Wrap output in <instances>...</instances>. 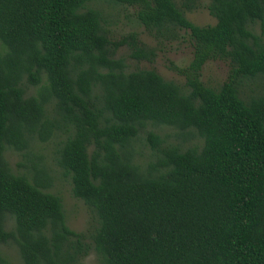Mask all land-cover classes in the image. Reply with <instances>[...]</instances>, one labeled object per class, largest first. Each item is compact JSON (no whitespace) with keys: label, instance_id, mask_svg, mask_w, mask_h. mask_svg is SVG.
<instances>
[{"label":"trees","instance_id":"1","mask_svg":"<svg viewBox=\"0 0 264 264\" xmlns=\"http://www.w3.org/2000/svg\"><path fill=\"white\" fill-rule=\"evenodd\" d=\"M131 7L158 41L187 37L192 58L170 69L135 33L111 41L93 3ZM201 0H0V264H264V0H209L213 25L186 12ZM260 24V33L252 26ZM229 65L226 81H201L208 61ZM257 88V87H256ZM147 125L202 144L182 150L148 132L152 160L136 162ZM58 139L56 163L93 217L76 232L51 179L29 158L34 139ZM22 154L32 180L14 173L7 150ZM31 164V165H30Z\"/></svg>","mask_w":264,"mask_h":264},{"label":"rangeland","instance_id":"2","mask_svg":"<svg viewBox=\"0 0 264 264\" xmlns=\"http://www.w3.org/2000/svg\"><path fill=\"white\" fill-rule=\"evenodd\" d=\"M209 0H201L198 7L192 11L186 12V17L195 25L207 26L213 25L215 19L209 15L206 5ZM104 15L106 20L105 28L108 31V37L111 41H119L122 37L135 33L145 46L155 50V58L152 63L148 61H136L128 57V50L122 47L118 51V55L126 58V63L129 70L146 69L154 70L163 79L173 81L178 84H183V77L177 75L170 66L185 67L192 58V44L187 37L179 38L176 41H158L151 37L145 29L136 21L135 10L131 7L118 6L99 1L93 3ZM253 32L260 33V24L256 23L252 26ZM264 41V36H263ZM229 72V65L224 61H208L202 68L201 81L211 87L216 88L226 81ZM263 83L253 82L248 83L245 88L246 94L250 93V89L258 90L264 89ZM257 87V88H256ZM148 132H153L161 136L166 143L179 146L182 150L202 144L198 137H191L183 140L179 137L176 130L166 127H153L147 125L146 128L138 132V136L134 142V150L136 152L135 160L142 167L152 160L150 149L146 143V135ZM58 139L51 138L46 142H41L37 138L33 140L29 149V158L43 166L48 176L51 179L48 191L59 196L62 200V205L65 214V221L67 226L76 232H85L90 223H93V217L87 207L80 201L73 197L71 193V180L65 177L56 163L57 143ZM5 158L11 170L14 173L25 174L32 180V173L30 169H26L20 165L29 164L23 159L22 154L14 150H7ZM31 165V164H30ZM4 254L9 259L11 264H21L20 259L13 246L4 247ZM81 264H97L95 255L90 253L82 259Z\"/></svg>","mask_w":264,"mask_h":264}]
</instances>
